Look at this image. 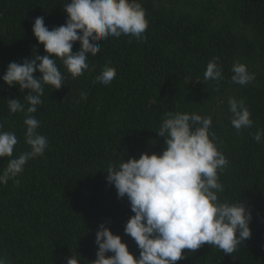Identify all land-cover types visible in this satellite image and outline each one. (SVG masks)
I'll list each match as a JSON object with an SVG mask.
<instances>
[{"label": "trees", "instance_id": "trees-1", "mask_svg": "<svg viewBox=\"0 0 264 264\" xmlns=\"http://www.w3.org/2000/svg\"><path fill=\"white\" fill-rule=\"evenodd\" d=\"M162 1L166 5L156 7V0H138L148 20L145 38L122 35L100 41V52L89 55V70L82 76L73 79L56 59L64 86L55 90L46 85L43 104L32 114L48 147L27 162L17 177L19 186L12 180L0 185V258L7 264H66L72 256L80 258L78 264H91L100 224L138 258L135 241L124 233L134 213L127 197L118 198L106 182V172L110 164L139 159L142 153L162 154L165 138L156 133L167 112L211 118L210 132L228 161L218 173L224 189L219 200L244 202L251 213V236L237 251L226 255L205 244L194 252L182 250L186 258L176 264H264V136L259 143L253 139L257 131L264 132V0H236L229 24L211 34L197 17L184 19L191 6L183 12L176 0ZM65 3L0 0V77L12 62L45 55L33 36V23L43 17L50 30L63 25ZM79 48L77 42L72 51ZM214 57L223 78L204 80ZM236 62L255 75L251 83L231 81ZM105 65L116 70V77L107 86L93 83ZM27 91L0 79V123L18 139L13 158L30 148L24 138L25 114L10 115L8 100H20L26 108ZM230 98L244 101L251 128L237 132L231 125ZM8 159H0V172Z\"/></svg>", "mask_w": 264, "mask_h": 264}, {"label": "clouds", "instance_id": "clouds-1", "mask_svg": "<svg viewBox=\"0 0 264 264\" xmlns=\"http://www.w3.org/2000/svg\"><path fill=\"white\" fill-rule=\"evenodd\" d=\"M63 6L67 17L63 25L50 30L43 17L33 23V36L37 44L43 45L45 55L12 62L0 77L8 87L28 90L24 96L28 106L25 108L20 100H8V110L10 115L25 114L24 138L30 148L13 158L17 136L4 131L0 123V159L9 158L7 167L0 172V185L12 180L19 186L17 177L27 162L43 156L48 147L47 138L37 131L40 122L32 114L43 104L46 85L55 90L64 86L65 76L56 59L76 79L89 70V55L95 57L100 52V41L122 35L145 38L148 20L138 0H66ZM77 42L80 48L74 53L72 48ZM231 71L235 84L243 86L255 79L239 62L233 64ZM34 73L39 76L34 77ZM115 77L116 70L105 65L93 83L107 86ZM222 78V68L214 57L206 66L204 80ZM80 96L86 99L87 93L81 92ZM228 103L231 125L237 132L251 128V113L244 101L230 98ZM211 123L210 117L167 112L156 133L165 138L162 154L142 153L139 159L109 165L106 182L115 187L118 198L127 197L134 213L126 222L124 233L135 241L139 257L134 258L121 237L100 224L94 240L98 250L91 264H176L186 258L182 250L194 252L207 244L231 255L242 241L250 238L251 213L245 203L219 200L218 194L224 189L218 173H223L228 161L217 149ZM262 136L264 132L257 131L253 139L259 143ZM108 253L112 255L106 257ZM79 260L72 256L66 264H78ZM0 264L7 262L0 258Z\"/></svg>", "mask_w": 264, "mask_h": 264}, {"label": "rangeland", "instance_id": "rangeland-1", "mask_svg": "<svg viewBox=\"0 0 264 264\" xmlns=\"http://www.w3.org/2000/svg\"><path fill=\"white\" fill-rule=\"evenodd\" d=\"M156 7L158 5H166L162 0H156ZM177 4L183 12L189 10L190 16L184 19H190V17L195 18L200 24L204 26V29L211 34L212 32L223 29L229 24V18L231 12L233 11V6L236 0H176ZM168 2V1H167ZM166 2V3H167ZM186 20V21H187Z\"/></svg>", "mask_w": 264, "mask_h": 264}]
</instances>
